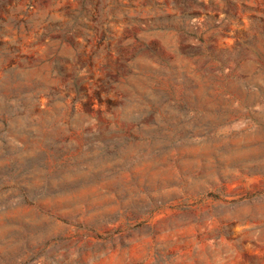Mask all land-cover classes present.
<instances>
[{"label":"rangeland","instance_id":"1","mask_svg":"<svg viewBox=\"0 0 264 264\" xmlns=\"http://www.w3.org/2000/svg\"><path fill=\"white\" fill-rule=\"evenodd\" d=\"M0 264H264V0L0 1Z\"/></svg>","mask_w":264,"mask_h":264},{"label":"trees","instance_id":"2","mask_svg":"<svg viewBox=\"0 0 264 264\" xmlns=\"http://www.w3.org/2000/svg\"><path fill=\"white\" fill-rule=\"evenodd\" d=\"M0 1H2V0H0ZM59 28H62V27H59ZM71 30H72V28L68 32H71ZM13 50H15V48Z\"/></svg>","mask_w":264,"mask_h":264}]
</instances>
